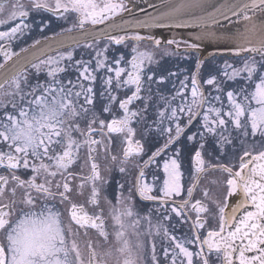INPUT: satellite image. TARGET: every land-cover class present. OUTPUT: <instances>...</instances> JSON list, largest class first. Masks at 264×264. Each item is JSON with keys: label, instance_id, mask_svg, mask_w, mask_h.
Listing matches in <instances>:
<instances>
[{"label": "snow or ice", "instance_id": "snow-or-ice-1", "mask_svg": "<svg viewBox=\"0 0 264 264\" xmlns=\"http://www.w3.org/2000/svg\"><path fill=\"white\" fill-rule=\"evenodd\" d=\"M135 7L0 2V264H264V0ZM203 39L240 63L205 70ZM157 55L194 70L158 74ZM216 172L214 194L201 181ZM80 230L112 246L89 240L85 261Z\"/></svg>", "mask_w": 264, "mask_h": 264}, {"label": "flooded vegetation", "instance_id": "flooded-vegetation-1", "mask_svg": "<svg viewBox=\"0 0 264 264\" xmlns=\"http://www.w3.org/2000/svg\"><path fill=\"white\" fill-rule=\"evenodd\" d=\"M0 2H4L5 3V10L7 12L8 3L10 2V0H0ZM4 18H6V15L0 16V19H4ZM10 26H12V25L5 24L3 26H0V30H7V28L10 27ZM61 26H65L66 27L67 25L54 24L53 27H52V30L51 31H47L45 33V35H51L53 31L59 32ZM65 34H68V33H65ZM39 35H40L39 33H33L31 38H26L25 43L30 44L32 42V39L35 38L36 36H39ZM18 47H19V45L17 46V50H18ZM143 47H147V48L150 49L151 45L148 44L147 42H145V44L142 45V48ZM120 51H126V50L121 48ZM196 55H200V54L197 53ZM157 59L160 60V63H159V65H153V67L156 69L158 74H165L166 75L167 71H183L184 69L194 70V67H195V64H194L195 56H193L192 59L189 60V61L178 60L176 57H163V58H161V57H159V55H157ZM225 60H227L229 62H232V63H236V64L240 63V61L236 60L235 58H218V59H215V58L212 57V58H209V59H205V70L211 68L213 65H218V66L222 65ZM167 87H168V89H171V84H169ZM101 164H102V167H103V161H101ZM112 175H113V180L114 181L119 179V176H118L117 173L113 172ZM224 178H225V176L222 173H219V172L209 173L207 176H205L202 179L201 187H211L213 189V193L215 194L219 189H218V187L216 185H213L211 182L213 180L222 181ZM114 187H115V183H113L112 186L109 187L108 191H109L110 195L113 193ZM196 195L199 198V196H200L199 190L197 191ZM75 202H77L78 204H84L85 209L89 213L95 211V209H93L91 206L85 204V197L75 198ZM101 206L104 207L105 214H107V206L103 205V204ZM137 207L142 212H144V211L147 210V208L152 207V205H150V204L141 205L139 203V201H137ZM67 209H68V205H66V204L63 205V206H60V211L63 213V220H64L65 226L69 225V214H68ZM153 220L155 221V214L153 215ZM71 227H72V231H74V232L78 230V227L74 223L71 224ZM109 230H111V228ZM75 240H76V243H77V245H78V247H79V249H80V251H81V253H82V255H83L84 259H85V261H87V258H88L87 243H88L89 240H91L93 242V246L96 247V250L98 252H102V251H104L107 248L112 246V244H105V245H102V246H98L97 245V237L94 234V232H91V231H90L89 235L85 236L84 233H83V230H80V234L75 238ZM156 243H157V251L159 253L160 245H161V241H160L159 238L157 239ZM109 264H113V262L110 261Z\"/></svg>", "mask_w": 264, "mask_h": 264}, {"label": "water", "instance_id": "water-1", "mask_svg": "<svg viewBox=\"0 0 264 264\" xmlns=\"http://www.w3.org/2000/svg\"><path fill=\"white\" fill-rule=\"evenodd\" d=\"M154 3L156 0H133V3L136 5L134 8V12L142 16L143 10L151 11V8L148 7L149 3ZM131 7V5H130ZM242 27V25H241ZM223 28H216L215 31L217 33L223 32ZM235 29H233L234 31ZM155 35L158 37H172V36H177V37H184L185 39H192L195 33L199 32V29H176L173 31H169L167 29H153L152 30ZM143 34V31H142ZM71 35L75 36L77 35L76 33H72ZM69 37V34H65L62 38L67 39ZM197 43L201 44L200 48V56L205 59L212 58L213 55L215 54V58H221V57H226V58H234L232 53L227 51V45L230 44V41H225L223 39L221 40H209V39H203L201 41H196Z\"/></svg>", "mask_w": 264, "mask_h": 264}, {"label": "trees", "instance_id": "trees-1", "mask_svg": "<svg viewBox=\"0 0 264 264\" xmlns=\"http://www.w3.org/2000/svg\"><path fill=\"white\" fill-rule=\"evenodd\" d=\"M216 66H218V65H216Z\"/></svg>", "mask_w": 264, "mask_h": 264}]
</instances>
